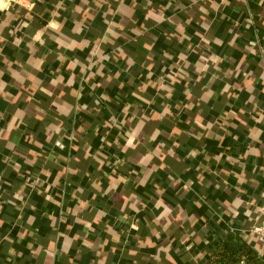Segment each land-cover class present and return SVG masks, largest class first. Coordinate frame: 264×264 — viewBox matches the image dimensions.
I'll return each mask as SVG.
<instances>
[{"label": "crops", "instance_id": "1", "mask_svg": "<svg viewBox=\"0 0 264 264\" xmlns=\"http://www.w3.org/2000/svg\"><path fill=\"white\" fill-rule=\"evenodd\" d=\"M75 2L79 4L80 0H75ZM130 2L131 0H126V3ZM216 2L219 3V0ZM153 3L160 6L171 3L173 7L164 11V16L169 19L163 22L149 19L145 23V11L137 8L134 12V19L137 21L136 27L143 24L147 31L135 41L131 39L132 33L123 27V25H127L128 28L132 27L127 16L108 17L122 25L121 28L114 29L123 33L115 40V45L120 46L121 50L125 52V56L118 57L111 62L101 61L103 64L101 72L83 84L82 94L78 101L67 94L62 98L69 108L78 105L77 111L70 112L69 119L62 118V127L69 135L74 129H84L82 133L78 132L71 142L67 138L62 141L66 145L64 150L55 149L65 157L71 155V157L77 158L72 162L73 171L61 175V170L49 165L51 177L54 179L60 175L61 178L59 184L50 189L48 194L55 200L62 199L63 205L57 206L51 200L46 199L42 192L31 191L28 196L29 205L25 206L22 211L7 204H4L0 209V216L5 217L8 221L0 230L11 229L12 237L16 238L20 232L19 223H23L25 228H28V220L31 217L33 218L31 231L36 233L39 243L44 244L45 247L59 249L63 246L64 240L63 238L58 242L52 240L55 235L53 220L61 215L62 209L76 207L77 200L74 198L73 192L79 186L85 190L83 197L92 200V197L95 196L93 204L104 212L102 221L99 224H93L95 231L89 233L87 239L98 243H103L105 239H108L109 243L104 246V251L110 252L113 243L105 231V227L112 226L115 233H123L120 235V245L110 257V264H155L152 257H154L157 247L167 244V239L156 240L152 234L153 225L151 222L163 211L164 206H168L170 209H177L179 206L184 209V214L195 221L192 231L201 233V230L207 225L204 239L208 243L205 244L201 240L192 249L195 256H200L207 249L199 264H209L214 251L221 244L228 242L237 248L240 247L235 243L232 229H239L242 225L247 226L246 207L241 204L237 209L239 215L235 219H232L226 212L221 218L219 213L227 205L232 204L237 196L245 202L254 200L260 203L262 201L259 198L264 193V176L260 174L261 168H264V158L257 159L254 155H249L246 158L243 156L251 143L248 140V129L261 127L256 125L248 115L253 107L249 102L250 97L255 96V99L264 106V80L260 79V74L264 71V68L261 67V55L258 50L248 53L245 49V45L249 41L256 40L258 34L261 43L264 44V27L259 24L260 17L264 15V7L260 5V0H247V6L253 11V19L256 21L255 27L247 29L245 27L247 11L242 12L239 0H230L229 6L223 8L224 19H220L215 14L209 15L207 20L211 21V35L210 37L206 36L212 41L209 50L200 39L202 35H205L202 26L204 23L203 14L196 6L192 5V0H153ZM177 5L182 6L183 10ZM47 6V4L44 5V7ZM61 15L67 17L62 29L66 34H70V30L74 27L73 21H79L82 18L73 13L71 8L62 12ZM46 20L47 17L44 20H36L34 27L41 26ZM15 24L16 21H13L11 26H15ZM106 28L103 12L97 13L90 27L82 33L88 44L83 45L81 39L77 37V44H81V47L75 48L67 55L72 59L78 58L82 63L90 57L100 59L101 56H109L111 58L114 55L112 43L99 45L97 54L92 56L93 48L96 46L95 42L102 37ZM178 28H182L183 31H178ZM234 36L236 39L230 46L229 42L233 41ZM217 39L222 43L217 45L214 42ZM146 43L150 45L149 48H145ZM48 47L55 50L57 44L50 42ZM45 51L46 49H42L41 53ZM41 53L33 54L32 58L39 59ZM3 54L11 60L23 61L29 58L27 49L20 51L11 45L3 49ZM146 57H151L147 61L148 64L153 65L151 68L141 67V64L145 63ZM213 57H218L219 60H214ZM225 57L228 58L227 61H225ZM127 59L135 61L130 69L124 62ZM213 63H217L221 69L220 72H215V69L211 67L203 73L198 71L204 64L211 65ZM174 64L177 67H172ZM236 65H239L241 75L239 77L226 75ZM0 67H3L2 61H0ZM57 69L61 70L65 82L70 73L78 75L80 71L79 65L74 69H68L67 63L62 65L58 56L53 53L47 56V63L41 66V70H34L33 74L43 81L42 86H46L48 78L50 76L54 78ZM170 69L171 72H186L187 76L172 78L169 74ZM162 70L167 77L164 83L171 87L159 89V91L162 94L167 91L168 96H157L156 81L161 76ZM149 71L153 73L151 77L148 76ZM246 72L252 73V76L247 80L244 77ZM2 79L9 83L10 87L7 91L15 103L8 104L0 100V111L6 108L14 110L18 106L31 114L34 106L38 105L47 109L51 103L52 98H49L46 93L40 92L39 89H37L34 99L28 93L21 94L19 92L20 85L9 74H5ZM30 83L31 81H25V87H28ZM237 83L241 84V88L237 92L234 93L232 88H229L227 92L224 91L226 84ZM92 85L96 87L93 88ZM145 85V91L140 92L139 88ZM72 89L80 90V83L78 81L74 83ZM202 90H210L215 95L205 103L199 99ZM17 97L19 98L17 99ZM98 99L99 103L97 104ZM190 102L193 107L188 109L186 105ZM162 106L169 107L173 115L166 119L150 122L145 130L149 132L155 128L160 130L156 143L164 141L166 144L172 145L175 140L180 145L175 150V156L179 159L165 156V160L162 162L167 165L165 168L149 171L152 169V165H148L147 169L139 166L137 163L139 157L135 152L129 150L124 153L117 146L124 144L125 141L119 139V131L108 122L120 114L125 107H129L130 112L134 110L137 113L152 114L160 112ZM55 107V105L52 106L53 110L49 113L50 116L55 115ZM241 108L248 111L241 113ZM231 112L236 113V116L230 118V123L235 124L236 127L229 126V134L226 135L216 122L222 115ZM197 114L202 117L201 123L205 125L203 129L194 123ZM241 120L244 121V124H241ZM210 123L213 124V127L208 130L207 125ZM28 124V131L34 134L31 137L34 143H26L24 137H21L20 144L23 150L28 151L30 158H32V153L53 151V145L48 140L44 124L38 119H29ZM173 128L181 130L178 140L176 137L168 139ZM204 131H209L210 134L202 136L197 141L195 134ZM55 138L54 136L53 140ZM260 138L264 140V135ZM70 143L72 147L68 148ZM83 145L87 146V153L84 152ZM256 147L259 148V145L257 144ZM0 151L5 155L8 154L4 149H0ZM190 152H195L196 155L190 156ZM97 153L107 156L108 162L101 163L98 162V159H93L92 156ZM203 153L209 157L206 163H210L211 171H198L201 163L205 162ZM221 153L224 155L221 156ZM229 155L233 157L232 161L228 160ZM216 156H221L222 162L219 165L214 159ZM185 157L187 158L185 159ZM117 160H123L125 163L113 167ZM233 161H238V163ZM154 162L160 163L158 158H155ZM17 163L24 165V160L18 159ZM103 164L104 166H102ZM98 167L100 171L102 170L101 172L97 170ZM3 168L4 165L0 163V170ZM20 171L26 175H34L40 171L39 162L37 167L29 168L25 165ZM215 173H219V175ZM170 176L178 182L173 184ZM201 176L203 182H201ZM241 177L242 180H238ZM6 179L12 185L24 184V179L16 171L9 170ZM112 181H119V183L108 195H101L97 188L92 186L95 183L101 191H105ZM189 181H191L190 187L186 189L185 185ZM5 189L9 193L13 191L7 185L0 187V199L4 197ZM238 189L243 191H238ZM26 191L29 189L26 188ZM157 205L160 206L157 207ZM210 210L214 211L216 215H212ZM94 214L93 212L87 215L91 217ZM125 214L135 218L138 225L136 228L131 227V224L118 222V218ZM172 214L175 215L176 212ZM191 220L185 221L183 227H177L173 234L174 242L171 254L176 264H183V249L181 248L179 254L175 252V249L179 247L178 238L184 234ZM217 220L220 222L217 223ZM163 222L165 221L162 218L161 223ZM69 224L72 225L71 229L67 227ZM56 230L66 232L69 236L83 235V225L78 222L74 223L71 216L68 217L67 223H59ZM29 243H31V237L25 234L20 243L16 245L23 251V264H70V258L76 257L77 248L81 246V241L77 240L70 247L67 256L56 254L53 257H45L42 255L39 259H35L31 258L27 247ZM152 243H155L157 247L150 246ZM121 247L124 248L123 252L120 251ZM161 255L163 256V253ZM2 256L3 247L0 246V257ZM95 259V252L84 248L80 258L75 260L74 264H93Z\"/></svg>", "mask_w": 264, "mask_h": 264}, {"label": "clouds", "instance_id": "2", "mask_svg": "<svg viewBox=\"0 0 264 264\" xmlns=\"http://www.w3.org/2000/svg\"><path fill=\"white\" fill-rule=\"evenodd\" d=\"M239 3L242 5V12L247 11V19L245 21L246 29L255 27L256 21L253 19L254 13L247 6V0H239ZM45 4L48 6L44 7ZM229 4L230 0H219V3L216 2V0H192V5L196 6L203 14L202 19L204 23L202 26L204 27L205 35H202L200 39L203 45L208 47L209 50L212 41L206 38V36L210 37L211 35V21H208L207 17L211 14H215L220 19H224L222 11L223 8L228 7ZM260 5L264 7V0H260ZM172 7L173 5L171 3L166 6L156 5L153 3V0H143V2H141V0H131L130 3H126V0H80L79 4H77L75 0H0V61H2L3 64V67H0V100H3L8 104L15 103V100L11 98V94L7 91L10 87L9 83L2 79L5 74L11 75L20 85L19 92L21 94L28 93L29 96L34 99L37 89H39L40 92L46 93L49 98H52L47 109L36 105L31 114L18 106L15 107L14 110L6 108L3 111H0V149H4L8 153L5 155L0 151V157H2L0 163L4 165L3 170H0V187L7 185L13 189L10 193L5 189L4 197L0 199V209L3 208L4 204H7L13 208H19L22 211L25 206L29 205L28 196L31 191L42 192L45 194L46 199L51 200L57 206L63 205L62 199L55 200L48 194L50 189L59 184L61 178L60 175H57L54 179L51 177V168L49 165L61 170V175L73 171L72 162L77 158H73L71 155L65 157L59 152H56L55 149L59 148L60 150H64L66 145L62 141L67 138L71 142L78 132L82 133L84 129H74L72 134L69 135L62 127V118L64 120L69 119L70 112L78 110V105L69 108L62 98L67 94L74 98L75 101H78L82 94L83 84L101 72V69L103 68L101 61L111 62L118 57L123 58L125 56V52L121 50L120 46L115 45V40L123 35V33L117 32L114 29L121 28L122 25L115 23L113 19H109L108 17H115L116 15H122V17L127 16L132 27L128 28L127 25H123V27L132 33L131 39L135 41L147 31L143 24L136 27L137 21L134 19V12L137 8L145 11V23H147L149 19H153L156 22H163L164 20L169 19L164 16V11ZM177 7H180L183 10L182 6L177 5ZM69 8H71L73 13L80 15L82 18L79 21L74 20V27L70 30V34H66L62 29L65 26L67 17L62 16L61 13L68 11ZM100 12H103L107 28L103 32L102 37L96 40V46L93 48L92 56L97 54L99 45L104 43H112L114 45V55H112L111 58L109 56H101L100 59H93L90 57L83 63L80 62L78 58L72 59L67 53L73 51L75 48L81 47V44H77V37L81 39L83 45L88 44V41L83 38L82 33L90 27L96 14ZM45 17H47L45 23L39 27H34L36 20H44ZM13 21H16L15 26H11ZM259 24L261 27H264V15L260 17ZM178 31H183V29L178 28ZM257 32H259V29H257ZM237 35H239V33H237ZM235 39L236 36L233 37V41L229 42L230 46L234 43ZM50 42L56 43L57 49L54 50L48 47ZM214 42L217 45L222 43V41L218 39ZM10 45L20 51L27 49L29 52V58L19 61L11 60L4 56L3 49ZM144 46L145 48L150 47L147 43ZM42 49H46V51L41 53ZM245 49L248 53H253L254 50H258L261 55V67L264 68V44L261 43L259 34L257 35L256 40L249 41V43L245 45ZM36 53H41L39 59L32 58L33 54ZM53 53L58 56L62 65L67 63L68 69H74L79 65L80 71L78 75L70 73L69 78L65 82L61 70L57 69L54 78L50 76L48 78V84L42 86L43 81L39 80L33 72L34 70H41V66L47 63V56ZM165 56H167V53H165ZM149 59H151V57L145 58V63L141 64L142 68H151L153 66L152 64L147 63ZM181 59H183V57H181ZM201 59L203 60L204 57L202 56ZM213 59L219 60L218 57H213ZM224 59L227 61L228 58L225 57ZM124 62L129 66V69L135 63L132 59H127ZM241 63H243V61H241ZM172 67H177V65L174 64ZM209 67L215 69V72L221 71L217 63L211 65L204 64L203 67L198 69V71L203 73ZM94 68L95 71H93ZM169 74L172 78H183L187 76L186 72H171V69L169 70ZM152 75L153 73L149 71L148 76L151 77ZM226 75H235L236 77H239L241 75L239 65L230 69ZM250 76H252V73H244L245 80ZM112 78L114 79L115 77ZM166 78L167 77L163 74L162 70L161 76H159L156 81V85L158 86L157 96L169 95L167 91L163 94L159 91V89H168L171 87V85L164 83ZM260 79L264 80V71L261 72ZM25 81H31L28 87H25ZM77 81L81 85L80 90L72 89V85ZM248 82L250 83V81ZM92 87L95 88L96 86L92 85ZM229 88H232L235 93L241 88V84H226L224 91L227 92ZM145 89L146 85L139 88V91L143 92ZM214 95L215 93L210 90H202L199 99L206 103L208 100L212 99ZM18 98L19 97H17V99ZM249 102L252 103L253 107L251 111L248 112V115L256 125H260L261 127H252L248 129V140H250L251 143L248 145V151L245 152L243 156L246 158L249 155H254L257 159H261L264 158V140L260 138L264 135V106L255 99V96H251ZM98 103L99 99L97 100V104ZM53 105L56 106L55 115L50 116L49 113L52 112ZM129 107H125L120 114L114 116L109 122L119 131V139L125 141L124 144H118L117 146L124 153H127L129 150L135 152L139 157L137 161L139 166L147 169L148 165H152V169L149 171L165 168L167 165L162 163L165 160V156L179 159L175 156V150L178 149L180 145L175 140L172 145H168L164 141L156 143L157 137L160 135V130L158 128H155L150 132L145 130L150 122L166 119L173 115V113L170 112L169 107L162 106L160 112H153L152 114L144 112L137 113L134 110L130 112ZM186 107L191 109L193 105L190 102ZM240 111L243 113L248 110L241 108ZM234 116H236L235 112L225 113L220 117V120L216 122L217 126L220 127L226 135L229 134V126L232 128L236 127L235 124L230 123V118ZM29 119H38L44 124L48 140L53 145V151L47 153L44 151L32 153V158H30L28 151L21 148V137H24L26 143H34L31 139L34 134L28 131ZM201 119L202 117L197 114L194 123L203 129L205 128V125L201 123ZM241 124H244L243 120H241ZM212 127L213 124L211 123L207 125L208 130ZM180 132L181 130L173 128L168 139L176 137L178 140ZM189 134L191 135L192 133ZM209 134V131L199 132L195 134V139L199 141L202 136H208ZM54 136L56 138L53 140ZM257 144L259 145V148L256 147ZM67 147L71 148V143ZM82 148L84 152L87 153V146L83 145ZM203 154L205 162L201 163L198 171H211L210 163H206L209 160V157L206 153ZM189 155L195 156L196 153L190 152ZM223 155L224 153H221V156ZM221 156L214 157L217 165L222 162ZM98 157H100L98 162H108L107 156H104L102 153H97L92 156L93 159H97ZM155 158H158L160 163H155ZM186 158L187 157H185V159ZM18 159H23L24 165L17 163ZM228 160L232 161L233 157L229 155ZM38 162L40 171L36 174L26 175L20 171L25 165L29 168L37 167ZM233 162L238 163V161ZM124 163L125 161L123 160H117L113 167H118ZM9 170L16 171L17 174L24 179V184L18 186L10 184L6 179ZM97 170L100 171V168L98 167ZM215 174L219 175V173ZM260 174L264 176V168H261ZM42 176L43 178H41ZM170 180H172L173 184L178 182L171 176ZM238 180H242V177L238 178ZM201 182H203L202 176ZM118 183L119 181H112L109 188L105 191H101L99 186L95 183H93L92 186L96 187L101 195H108L110 191L115 189ZM190 184L191 181L185 185V188L187 189L190 187ZM217 186L219 187V185ZM26 188L29 189V191H26ZM84 191L83 188L77 186L73 192V196L77 200L76 207L68 208L67 210L62 209L61 215L56 220H53V231L55 235L52 237V240L58 242L63 238V246L59 249H54L52 247H45L44 244L39 243L36 233L31 231L33 218L30 217L28 220V228H25L23 223H19L20 232L16 238L12 237L11 229L7 231L0 230V246L3 247V256L0 257V264H23V251L18 249L16 245L20 243L25 234L31 237V243L27 245L31 258L39 259L42 255L45 257H53L56 254L67 256L70 247L75 241L80 240L81 246L77 248L76 257L70 258V264H74V261L80 258V254L84 248L95 252L96 259L93 261V264H110V257L112 253L116 251L117 246L120 245V235L123 233H115L114 227L112 226L105 227V231L109 234L113 243V248L110 252L104 251V246L109 243L108 239H105L103 243L89 241L87 239V235L95 231L93 224H99L102 221L104 212L97 209L93 204L95 196L92 197V200L83 197ZM238 191L242 192L243 190L238 189ZM259 199L262 202L257 203L254 200L245 202L240 200L239 196H237L232 204L227 205V202H225L227 207L219 213L221 218L226 212L230 214L232 219H235L239 215L237 209L241 204H244L247 209L245 212L247 226L242 225L239 229H232L235 243L242 248L241 253L235 257L234 264H251L249 255L247 254L249 251L255 252L258 264H264V193L261 194ZM159 206L160 205H157V207ZM93 212L95 213L94 216L89 217L87 215L88 213ZM173 212H176V214L173 215ZM210 212L212 215H216L214 211L210 210ZM69 216L73 217L74 223L78 222L83 225V235L77 234L75 236H69L66 232H59L56 230L59 223H67ZM162 218L165 221L163 223H161ZM189 220H191V218L184 214V209L179 208V206L177 209H170L168 206H164L163 211H161L158 216L154 217L151 222L153 225L152 234L156 237L157 241L161 238L167 239L166 245H160L159 247H157L155 243L150 245L152 247H157L156 253L154 257H152L155 264H168V262L176 264V261L171 254L173 251L172 243L174 242L173 234L177 227H183L184 222ZM6 222H8L7 219L0 216V229H2V226ZM118 222L131 224V227L133 228L138 226L135 222V218L126 214L121 215L118 218ZM219 222L220 221L217 220V223ZM194 223L195 221L191 220V223L185 229L184 234L178 238L179 247L175 249L177 254L181 252V248L183 249V264H199L201 257L207 252V249H205V253H201L200 256H195L192 253V249L200 243L201 240H203L205 244L208 243V241L204 239L207 225L201 230V233H197L192 231ZM67 227L68 229H71L72 225L69 224ZM120 251L123 252L124 248L121 247ZM162 253L163 256L161 255Z\"/></svg>", "mask_w": 264, "mask_h": 264}, {"label": "trees", "instance_id": "3", "mask_svg": "<svg viewBox=\"0 0 264 264\" xmlns=\"http://www.w3.org/2000/svg\"><path fill=\"white\" fill-rule=\"evenodd\" d=\"M97 159L99 161L100 157H98ZM102 166H104V164ZM101 169H103V167H101ZM241 251V247L237 248L236 246H233L228 242L225 244H221L214 251L209 264H234L235 257H237L241 253ZM247 254L249 255L251 264H258L255 252L249 251Z\"/></svg>", "mask_w": 264, "mask_h": 264}]
</instances>
